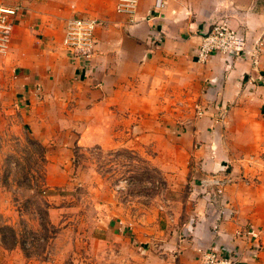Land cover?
I'll return each instance as SVG.
<instances>
[{
  "label": "crops",
  "instance_id": "0c3cea01",
  "mask_svg": "<svg viewBox=\"0 0 264 264\" xmlns=\"http://www.w3.org/2000/svg\"><path fill=\"white\" fill-rule=\"evenodd\" d=\"M157 1L140 0L131 23L116 13L117 0H0L22 8L11 50L0 56V109L38 131L55 102L61 117L74 114L77 144L94 133L97 109H104L110 135L129 109L154 115L161 101L173 109L181 99L203 109L183 121L182 131L171 110L166 122L152 116L154 133L136 138L152 139V163L186 196L155 223L133 224L132 234L123 219H109L107 233L91 237L87 252L101 245L105 264H195L201 251L215 249L240 253L241 264H264V0H161L158 9ZM74 16L102 23L87 74L62 45L66 20ZM218 23L238 31L247 53L198 63L202 35ZM224 169L231 183L211 202L200 180ZM88 257L95 264V254Z\"/></svg>",
  "mask_w": 264,
  "mask_h": 264
},
{
  "label": "rangeland",
  "instance_id": "374dc122",
  "mask_svg": "<svg viewBox=\"0 0 264 264\" xmlns=\"http://www.w3.org/2000/svg\"><path fill=\"white\" fill-rule=\"evenodd\" d=\"M162 103L154 115L129 109L111 135L103 128L104 109H97L91 122L96 129L92 125L85 144H77L74 114L61 117L55 102L38 131L0 109V264H88L92 254L95 264H105L103 248L94 252L90 238H102L109 219H123L132 234L133 224L155 223L164 208L181 201L187 190L179 192L171 175L151 161L152 139L136 138L154 133L150 119L166 122L168 110L182 131L197 108L182 99L173 109ZM141 121L144 128L137 130ZM111 139L116 144H106ZM213 175L222 177H205Z\"/></svg>",
  "mask_w": 264,
  "mask_h": 264
},
{
  "label": "built area",
  "instance_id": "2783aa9c",
  "mask_svg": "<svg viewBox=\"0 0 264 264\" xmlns=\"http://www.w3.org/2000/svg\"><path fill=\"white\" fill-rule=\"evenodd\" d=\"M139 3L140 0H117L116 13L135 23ZM160 7H163V3L158 0L156 8ZM21 12L19 5L0 3V56H7L11 50L13 32ZM101 25V21L93 17L74 16L66 20L62 45L67 56L77 62L81 74H87L90 70L97 51L96 32ZM241 43L238 31L225 23H218L202 35L201 44L196 51V61L206 63L213 55H223L229 59L241 58L247 53ZM259 48H256L254 54L255 65H258ZM262 81L264 82V77ZM203 114V109H197L198 116ZM230 183L227 171L222 177H204L200 181V187L207 192V196L214 199L222 197ZM241 234L246 235L245 232H237V235ZM195 264H241V255L235 251L222 255L215 249H209L200 252Z\"/></svg>",
  "mask_w": 264,
  "mask_h": 264
}]
</instances>
